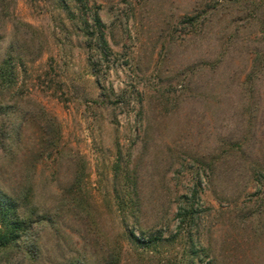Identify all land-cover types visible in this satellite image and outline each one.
<instances>
[{
	"label": "rangeland",
	"instance_id": "374dc122",
	"mask_svg": "<svg viewBox=\"0 0 264 264\" xmlns=\"http://www.w3.org/2000/svg\"><path fill=\"white\" fill-rule=\"evenodd\" d=\"M8 57L0 113L26 120L0 148L1 186L53 218L19 264H102L118 248L119 264H264V0H0ZM186 200L192 243L172 237ZM125 228L165 239L142 247Z\"/></svg>",
	"mask_w": 264,
	"mask_h": 264
},
{
	"label": "trees",
	"instance_id": "16d2710c",
	"mask_svg": "<svg viewBox=\"0 0 264 264\" xmlns=\"http://www.w3.org/2000/svg\"><path fill=\"white\" fill-rule=\"evenodd\" d=\"M93 21L96 25H101V21L97 13L93 14ZM88 34L92 36L94 33L91 32ZM97 38L100 43L106 46V40L102 32H100V35ZM10 58L11 57L5 58L0 62V84L2 81L7 79L10 86L9 88H11L15 83V68L17 64L14 62L12 63ZM11 108L13 107H10V109ZM18 111L19 110L17 109H11L9 111H5L4 113H0L9 117V120H11L8 125L3 123L0 124V148H5V145H9L11 147H15L16 149L21 143L22 128L26 117L23 113ZM32 115L36 116L35 112ZM38 117L41 120H44L42 136H45L46 144L48 147H54L53 145H55L56 138L54 135V131L56 129L54 119L48 116L42 108H39L38 110ZM41 153H37V156H40ZM2 184L0 182V262L4 259L11 260L13 258H17V262L12 260L14 264L22 263L24 260L34 262L40 255V247L36 242L37 235L36 232H34L33 227L36 223H40L42 221L47 222L51 226L53 225V218L44 213H36L35 210H32V213H29L28 215L24 214L23 211L20 210V206L23 205L19 204L22 196L12 191L4 190L1 186ZM134 193L136 194V190ZM183 197L187 198L185 195H183ZM184 202L185 203L183 205L178 207V212L176 214L178 219L176 226L177 234L172 237L185 233L190 243H192V227L195 224L198 211L194 207L193 203H187L188 200ZM76 205L78 206V204ZM139 207L140 206L136 203L130 206L132 211H139ZM127 208L128 205L125 201H123V199L118 202V210L122 211L123 216ZM123 220L125 221V217ZM125 231H128V228H125ZM140 233L142 236L138 237L131 229L128 231V237L131 241L142 247H150L152 244L165 239L161 229L154 232L140 229ZM200 250L203 249L201 248ZM120 251L121 250L118 248L117 252H112L106 259H104L102 264H119ZM190 252L192 256H197L200 253L199 250L194 249L193 244ZM68 264L90 263L77 259L76 261L69 262Z\"/></svg>",
	"mask_w": 264,
	"mask_h": 264
}]
</instances>
